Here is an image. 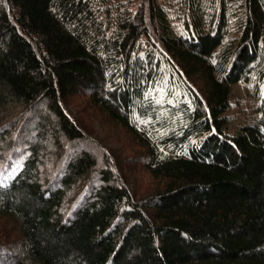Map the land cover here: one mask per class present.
<instances>
[{
	"label": "trees",
	"instance_id": "1",
	"mask_svg": "<svg viewBox=\"0 0 264 264\" xmlns=\"http://www.w3.org/2000/svg\"><path fill=\"white\" fill-rule=\"evenodd\" d=\"M179 3L182 29L158 0H0V264H264V0ZM166 68L178 97L152 89ZM235 86L255 101L240 121Z\"/></svg>",
	"mask_w": 264,
	"mask_h": 264
},
{
	"label": "rangeland",
	"instance_id": "2",
	"mask_svg": "<svg viewBox=\"0 0 264 264\" xmlns=\"http://www.w3.org/2000/svg\"><path fill=\"white\" fill-rule=\"evenodd\" d=\"M158 1L163 4V6H165L172 25L176 29H182L183 23L181 19L177 17V10L180 6L179 0ZM152 89L157 90L158 94L164 97H178L183 92V90H185L184 83H181L177 78V75L174 72L170 71L168 68L163 71L161 77L154 83ZM77 105L78 107L75 105L71 106V109H75L78 112V110L81 108V104ZM254 106L255 101L253 99L252 90L250 88H244L243 86H235L231 96V106L229 111L227 112L232 119H234L235 121H240L249 114L252 115L254 113L252 111ZM34 108L38 112H45L43 111V107L41 105H36ZM89 115L90 116L88 117L86 115L83 117L87 120V128L101 141L102 145L100 146H104L112 150L114 156H111V160H113V162L117 161L122 169L129 173L131 172L128 180L137 178L136 176L138 175V173H140L141 177L137 178L138 184H143L145 181H147L146 173L144 171H141L139 166L140 160L138 159V157L139 153L141 154L139 146L133 142L131 137L123 129L110 124L103 116H97L96 114L92 113V111L89 112ZM49 116L50 122L53 124V126H56V115L54 116L53 114H49ZM24 137H27L28 140H33V138L26 136V134L24 135ZM46 137L47 136L41 134L39 136V139H45ZM92 144L93 143H88V141H86L85 139H76L75 141L71 142L70 146L75 153L83 150L88 151L89 153H92L93 155L100 158L102 154L99 152V149L97 147L95 148ZM101 150H103V148H101L100 151ZM114 159H116V161ZM113 162L111 161L112 164L116 165ZM5 257L3 258V261L7 260V258ZM10 263H8V261H5V263L3 264Z\"/></svg>",
	"mask_w": 264,
	"mask_h": 264
}]
</instances>
